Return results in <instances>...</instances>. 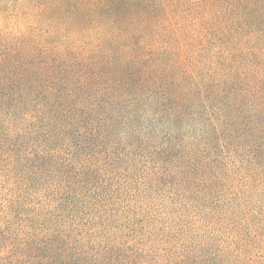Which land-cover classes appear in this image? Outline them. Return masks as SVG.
Returning <instances> with one entry per match:
<instances>
[{
	"label": "trees",
	"instance_id": "16d2710c",
	"mask_svg": "<svg viewBox=\"0 0 264 264\" xmlns=\"http://www.w3.org/2000/svg\"><path fill=\"white\" fill-rule=\"evenodd\" d=\"M6 7L0 264H264V0Z\"/></svg>",
	"mask_w": 264,
	"mask_h": 264
},
{
	"label": "rangeland",
	"instance_id": "374dc122",
	"mask_svg": "<svg viewBox=\"0 0 264 264\" xmlns=\"http://www.w3.org/2000/svg\"><path fill=\"white\" fill-rule=\"evenodd\" d=\"M15 2H16V0H0V11H1V13L6 12V11L3 12V10H5L7 8L6 6H9V7L11 6L10 9L11 8L14 9ZM7 12L10 13L11 11L10 10L9 11L7 10ZM23 28H25V24L23 25Z\"/></svg>",
	"mask_w": 264,
	"mask_h": 264
}]
</instances>
